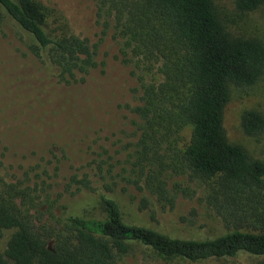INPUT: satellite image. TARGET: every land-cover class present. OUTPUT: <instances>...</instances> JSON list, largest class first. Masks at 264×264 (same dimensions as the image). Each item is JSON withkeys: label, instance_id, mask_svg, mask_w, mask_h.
<instances>
[{"label": "trees", "instance_id": "trees-1", "mask_svg": "<svg viewBox=\"0 0 264 264\" xmlns=\"http://www.w3.org/2000/svg\"><path fill=\"white\" fill-rule=\"evenodd\" d=\"M263 3L235 0V7L247 12ZM6 17L33 37L36 56L59 81L83 80L97 66L99 41L51 27L40 1L0 0V23ZM95 17L102 36L112 27L120 39L117 57L132 66L133 128L118 154L105 146L93 151L85 170L69 175L65 191L95 193L105 217L60 211L58 168L44 157L10 180L0 174V237L12 229L0 264H118L136 244L144 247L141 264L199 263L240 252L264 264V155L252 157L230 142L223 124L230 87L250 86L263 75L264 42L231 35L214 0H95ZM240 126L260 135L263 113L244 109ZM203 189L229 232L197 239L129 222L112 195L122 192L140 209L166 210L179 193Z\"/></svg>", "mask_w": 264, "mask_h": 264}, {"label": "rangeland", "instance_id": "rangeland-1", "mask_svg": "<svg viewBox=\"0 0 264 264\" xmlns=\"http://www.w3.org/2000/svg\"><path fill=\"white\" fill-rule=\"evenodd\" d=\"M38 1L47 7L51 27L65 25L91 43L99 41L97 66L83 80L59 81L43 58L36 56V43L28 32L9 17L0 23V174L10 180L22 168L44 157L50 161V169L58 168L53 178L54 195L58 194L62 205L59 210L68 215L104 218V207L95 193L73 188L65 191V183L76 170H85L93 151L100 146L118 154L116 151L128 140L133 128L128 105L133 103L132 88L136 84L132 66L117 57L120 39L113 36L112 27L102 36L95 21V0ZM214 2L231 35L256 36L264 42V3L240 12L235 0ZM244 109H257L264 115V73L250 86L230 87L223 119L228 140L242 145L250 156L262 158L264 131L257 136L243 133L240 115ZM189 132L187 126L182 132L185 140ZM129 192L138 194L131 188ZM205 192L203 189L190 196L179 193L174 207L166 210L152 204L140 209L138 200L132 201L128 195H112L125 220L200 239L232 229L206 202ZM11 232L12 229L3 231L0 252L5 250ZM143 248L134 245L132 252L118 258V264H141ZM255 260V256L240 252L231 258L184 264H254Z\"/></svg>", "mask_w": 264, "mask_h": 264}]
</instances>
